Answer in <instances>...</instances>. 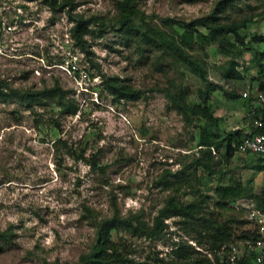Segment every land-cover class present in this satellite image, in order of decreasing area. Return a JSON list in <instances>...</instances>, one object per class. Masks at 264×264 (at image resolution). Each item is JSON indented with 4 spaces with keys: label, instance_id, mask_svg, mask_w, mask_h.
<instances>
[{
    "label": "rangeland",
    "instance_id": "obj_1",
    "mask_svg": "<svg viewBox=\"0 0 264 264\" xmlns=\"http://www.w3.org/2000/svg\"><path fill=\"white\" fill-rule=\"evenodd\" d=\"M73 1L75 16L98 19L85 46L74 35L68 8L0 0V81L10 90L46 93L29 104L0 98V264H83L101 223L116 214L149 230L160 218L158 235L112 232L136 262L169 263L179 251L180 258L211 252L207 233L200 244L186 218L170 211L161 218V210L176 203H194L212 220L249 222H232L236 230L254 229L238 202L262 201L264 162L227 158L222 139L249 128V109L257 106L225 93L243 96L251 82L257 85V73L235 36L204 38L210 31L201 22H211L220 0H131L141 29L133 27L130 38L119 23L125 0ZM244 18L252 20L241 31L245 43L264 36V0L240 2L220 14V23ZM193 22V39L186 42L185 25ZM143 34L157 42H146ZM160 36L206 64L208 80L223 90L206 101L207 83ZM232 67L229 79L224 68ZM108 81L140 91L141 98L116 100ZM57 87L63 96L48 94ZM171 95L180 98L183 111ZM198 105L221 118L210 129L220 146L210 148L211 156L201 146L208 122L192 112ZM237 183L241 195L223 201V190Z\"/></svg>",
    "mask_w": 264,
    "mask_h": 264
},
{
    "label": "trees",
    "instance_id": "obj_2",
    "mask_svg": "<svg viewBox=\"0 0 264 264\" xmlns=\"http://www.w3.org/2000/svg\"><path fill=\"white\" fill-rule=\"evenodd\" d=\"M29 2H37L42 1L46 4H50L51 7L54 10H62L64 8H68V13L70 16V20L73 22L72 30L74 32L75 37L78 39L79 43L82 46H85V40L84 37L89 35L91 33L89 26L92 23H97L98 19L96 17H92V19H84L77 17L73 14V6L74 1L73 0H64L63 2L59 3L58 0H26ZM246 0H220L216 4V8L213 12V15L211 17V22L208 23L207 21L201 22V26L208 28L210 31V34L207 37H204L206 39L211 38L214 39L218 34L222 35H233L236 38V42L240 43V45L244 46L248 52H250L252 63L254 64L256 68L257 73V80L256 87H258L259 93H262L264 95V36H259L257 34L253 35L251 40L248 43H245L244 39L241 37V31L252 22L251 19L244 18L242 21H232L231 23H220V14L225 13L229 9H235L238 7V4L240 2H243ZM120 7V20L119 23L122 26V28L126 31V35L128 38L131 37V29H141L137 26L135 23V19L137 16L136 11L133 9L134 5L132 4L131 0H125L119 3ZM186 26V31L182 35V39L184 41H189L193 39V31L196 27L195 23H188ZM134 27V28H133ZM99 36H103L104 31L101 30L99 33ZM161 34V33H159ZM146 42L148 43H155L157 42L155 39H149L145 37V35H142ZM160 40L168 44L173 49H176L178 51L179 55V61L183 63L191 72L199 77L201 80L205 81L207 83L205 91L202 92L203 95H205V100L209 101L212 93L223 90L222 87L219 85H216L208 80V74H207V67L206 64L201 63V61L195 59L194 57L187 55L185 52L180 50L179 46L174 41H171L169 38H165L164 36H160ZM260 46L261 48H259ZM85 48V47H84ZM235 67H232L231 69H225V74L229 79L233 78V74L235 73ZM253 82H251L252 85ZM253 85H255L253 83ZM106 87L108 90L112 92V94L116 97V100L118 99H127V100H139L141 98V92L133 89L132 87L128 85H123L116 82H106ZM48 94H57L60 96H63L62 89L57 87L56 89H51L47 91ZM46 93H30V92H21L19 90L9 89V85L5 83L4 81H0V98L3 101H9L13 97H17L22 101H26L28 104L31 102V100L34 97H43ZM64 94V93H63ZM174 106L180 110L183 111V108L180 106V98L177 97V95H171ZM225 96L232 99V100H239L242 98V96L238 95L236 92H228L225 93ZM255 97H250L246 101L249 103L254 102ZM67 108H72V110L75 112L76 108L73 105H65ZM64 106V107H65ZM192 112L197 113V115L203 117L206 122H208L207 128L205 129L204 137L202 138V147L208 148V155L211 156L212 154V147H216L218 150L220 149V146L218 145L217 139L219 138L217 134L212 135L210 133V129L213 128V126L217 125L221 121V118L214 116V114L210 111L209 107H203V106H193ZM249 114L251 115V122L250 127H253V121L255 119H263L264 121V103L260 106L251 107L249 109ZM244 136V130H236L231 133H228L222 141L227 143V158H232L233 155H235V152ZM260 158V157H259ZM261 160L264 159L260 158ZM209 168V166L207 167ZM212 175V173H211ZM241 185L237 183L236 185H230L229 187L225 188L224 194L222 196L223 201L228 202L230 199H233L234 197H239L241 195V192L238 191L241 190ZM259 209L264 211V197L262 201L257 205ZM170 211L172 215L175 216H182L187 219L188 227H190L193 231H197L198 234L201 236V239L199 240V243L202 244V238H204V233H207V241L211 243L212 251L214 252V259L209 258L206 254H201L199 251H194L195 255L193 256V253L181 257V251H179L178 256L179 258L176 259V261H172L169 263L166 262H160L158 264H227L226 259L227 255L225 254L223 262L221 261V256L218 254V252L221 250L223 245L234 243L236 241H258L262 238L258 226L254 224V229H241L238 228L237 230L234 229V225L232 222H236L239 224V226H242L243 224H248V221H238L237 219H233L232 221L227 222H220L217 220H212L210 218H207L205 216L201 215V209L197 207L194 203L189 204H172L171 206H167V208L161 210L160 214L162 217L166 216L167 213ZM156 227L149 230L148 227L144 225H135L133 221L124 219L120 217V215H115L111 219H106L103 221L100 225L98 234H97V243L93 246L92 252L84 257L83 264H152L149 262H136L135 260L128 257L127 249L122 248L119 243L115 242L112 238V232L113 231H120L125 230L129 231L131 233H137V234H153L158 235L160 233V218L157 217L156 219ZM240 231V232H239ZM4 235L0 233V238H3ZM256 256L253 255V258L251 259H245L239 264H264V261L262 263L256 262Z\"/></svg>",
    "mask_w": 264,
    "mask_h": 264
},
{
    "label": "built area",
    "instance_id": "obj_3",
    "mask_svg": "<svg viewBox=\"0 0 264 264\" xmlns=\"http://www.w3.org/2000/svg\"><path fill=\"white\" fill-rule=\"evenodd\" d=\"M249 85L248 89L243 93L241 99L247 100L250 97H255L254 102L257 106L264 103V95L259 93L258 87ZM238 155L257 156L264 159V121L263 119H255L253 127L244 129V136L235 152ZM247 209L250 215V220L254 221L258 226L262 238L258 241H236L223 245L218 254L223 262L225 254L227 255V264H239L245 259L253 258L255 255L256 262L264 261V211L259 209L252 199L242 200L238 202V207ZM217 252V251H214ZM213 251H206L209 258H212Z\"/></svg>",
    "mask_w": 264,
    "mask_h": 264
}]
</instances>
